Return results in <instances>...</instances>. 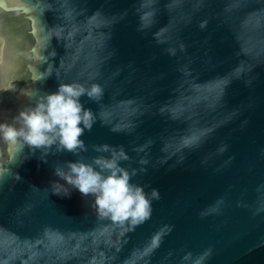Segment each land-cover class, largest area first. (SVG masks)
<instances>
[{"label":"water","instance_id":"water-1","mask_svg":"<svg viewBox=\"0 0 264 264\" xmlns=\"http://www.w3.org/2000/svg\"><path fill=\"white\" fill-rule=\"evenodd\" d=\"M70 83L87 151L0 137V264H264V0H0V124ZM100 145L158 190L143 223L52 194Z\"/></svg>","mask_w":264,"mask_h":264},{"label":"clouds","instance_id":"clouds-1","mask_svg":"<svg viewBox=\"0 0 264 264\" xmlns=\"http://www.w3.org/2000/svg\"><path fill=\"white\" fill-rule=\"evenodd\" d=\"M99 94L96 85L85 88L78 83L60 84L55 93L39 98L34 108L19 112L16 119L21 122V127L0 124V137L12 142L22 139L30 148L42 149L41 159L53 146L57 153L65 151L78 155L85 152L87 148L80 137L90 131L96 121L92 111L84 109L79 99L86 96L96 102ZM93 150L109 156H97L91 163L65 162L67 171L55 168L54 175L70 187L53 181L50 185L52 194L67 197L70 188H74L82 196L91 195L94 200L90 207L94 206L98 216L113 222L139 224L149 219L151 201L159 199L158 190L145 193L142 187L130 183L137 173L135 169L129 173L119 166L121 161L129 159L123 147L100 145L93 146ZM159 240L157 234L153 246H157Z\"/></svg>","mask_w":264,"mask_h":264}]
</instances>
